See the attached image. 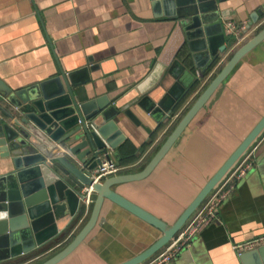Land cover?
Returning a JSON list of instances; mask_svg holds the SVG:
<instances>
[{
    "label": "crops",
    "instance_id": "obj_1",
    "mask_svg": "<svg viewBox=\"0 0 264 264\" xmlns=\"http://www.w3.org/2000/svg\"><path fill=\"white\" fill-rule=\"evenodd\" d=\"M215 1L225 51L160 127L137 105V97L162 83L175 59L193 74L197 71L181 21L152 0H0V82L14 92L55 78L60 70L87 69L89 80L74 90L77 101L106 98L125 110L114 119L125 141L111 152L119 154V160L111 157L119 169L113 176L140 172L215 70L264 25V0ZM256 12L257 22L248 28ZM227 21L241 30L239 37L226 34ZM164 83L168 89L174 80ZM263 116L264 40L236 64L146 178L111 190L171 226ZM252 149L253 168L223 202L215 222L199 232L174 264H240L233 247L264 235V132ZM5 173L1 166L0 175ZM80 206L78 217L62 223L63 230L42 247L0 264H40L58 253L89 218L92 205ZM160 236L105 200L92 231L59 264H120Z\"/></svg>",
    "mask_w": 264,
    "mask_h": 264
},
{
    "label": "water",
    "instance_id": "obj_2",
    "mask_svg": "<svg viewBox=\"0 0 264 264\" xmlns=\"http://www.w3.org/2000/svg\"><path fill=\"white\" fill-rule=\"evenodd\" d=\"M152 1L156 7L171 9L181 21L190 60L197 71L193 74L175 59L162 83L137 97V105L160 127L219 61L226 47L215 0ZM258 16L259 12L250 16L248 28L257 22ZM263 40L264 27L233 53L142 171L111 176L99 183H93L91 173L103 159L111 161L114 155L119 160V154H112V151L115 152L125 137L114 122L122 109L111 106L106 98L77 101L74 90L89 80L88 70L69 73L60 70L55 78L14 92L0 82V167L6 168V173L0 175V262L42 247L63 230L62 223L74 221L84 203L85 187H91L94 194L87 222L67 246L40 264H59L69 257L94 228L105 200L161 234L145 251L120 264H144L159 253L261 136L264 116L171 226L111 188L146 178L236 64ZM169 77L174 83L165 89L164 82ZM69 156L74 157V161ZM239 262L264 264V246L242 253Z\"/></svg>",
    "mask_w": 264,
    "mask_h": 264
},
{
    "label": "built area",
    "instance_id": "obj_3",
    "mask_svg": "<svg viewBox=\"0 0 264 264\" xmlns=\"http://www.w3.org/2000/svg\"><path fill=\"white\" fill-rule=\"evenodd\" d=\"M224 31L230 37L237 38L241 30L233 22L224 23ZM254 149L252 147L239 159L237 164L225 175L217 187L204 199L201 205L193 213L190 219L182 227L160 253L144 264H174L180 253L185 250L198 236L199 232L206 226L211 225L217 219V215L223 202L228 199L237 188L238 183L254 166ZM116 163L102 160L101 165L91 173L90 179L93 183L102 182L105 178L116 175L118 172ZM84 206L87 209L92 204L93 190L85 187ZM264 246V235L252 241L233 247L239 257L242 253Z\"/></svg>",
    "mask_w": 264,
    "mask_h": 264
},
{
    "label": "trees",
    "instance_id": "obj_4",
    "mask_svg": "<svg viewBox=\"0 0 264 264\" xmlns=\"http://www.w3.org/2000/svg\"><path fill=\"white\" fill-rule=\"evenodd\" d=\"M264 27V25L258 30V31H260L262 28ZM257 31V32H258ZM234 41H231L230 43H233ZM234 53V52H233ZM233 53H231L228 57H227V60L223 63V65L222 66H220V67H218L217 68V70H215V72L210 76V78L208 79V84L212 81V79L215 77V75H217V73L222 69V67L224 66V64L231 58V56L233 55ZM218 62H216L205 74H204V78L212 71V69H213V67L217 64ZM208 84H205L204 86H203V88H202V91L206 88V86L208 85ZM197 85H198V83H196L195 84V86L193 87V89L190 91L191 92V94L197 89L196 87H197ZM190 94V93H189ZM179 106H181V105H179ZM190 106V105H189ZM189 106L186 108V109H184L183 111H182V113L178 116V119H177V121L174 123V125L172 126V128L169 130V133H171V131H172V129L175 127V125L178 123V121L183 117V115L187 112V110L189 109ZM142 167V166H141ZM71 238V237H70ZM71 240L72 239H68L67 241H66V243H64L62 246H60L57 250H56V252L57 251H60V250H62L65 246H67L70 242H71ZM41 261V260H40ZM38 263V262H37ZM35 264V263H34Z\"/></svg>",
    "mask_w": 264,
    "mask_h": 264
},
{
    "label": "rangeland",
    "instance_id": "obj_5",
    "mask_svg": "<svg viewBox=\"0 0 264 264\" xmlns=\"http://www.w3.org/2000/svg\"><path fill=\"white\" fill-rule=\"evenodd\" d=\"M75 264H77V263H75Z\"/></svg>",
    "mask_w": 264,
    "mask_h": 264
}]
</instances>
